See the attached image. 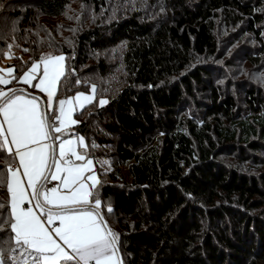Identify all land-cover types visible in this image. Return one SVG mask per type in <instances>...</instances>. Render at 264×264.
Here are the masks:
<instances>
[{"label": "trees", "instance_id": "16d2710c", "mask_svg": "<svg viewBox=\"0 0 264 264\" xmlns=\"http://www.w3.org/2000/svg\"><path fill=\"white\" fill-rule=\"evenodd\" d=\"M241 42L249 77L217 84ZM8 45L17 69L66 57L56 100L96 85L69 135L123 264H264V0H0V61Z\"/></svg>", "mask_w": 264, "mask_h": 264}, {"label": "snow or ice", "instance_id": "6c2138e0", "mask_svg": "<svg viewBox=\"0 0 264 264\" xmlns=\"http://www.w3.org/2000/svg\"><path fill=\"white\" fill-rule=\"evenodd\" d=\"M8 48L5 58L11 59ZM65 60L48 53L28 66L22 61L19 69H0L8 77L0 75V85L16 81L46 95L45 101L24 88H0V152L12 158L0 171V189L9 197L0 198V264H122L119 235L108 226L95 191L100 181L89 145L83 136L62 138L79 123L74 113L97 91L93 84L91 94L57 101ZM52 181L57 183L49 187Z\"/></svg>", "mask_w": 264, "mask_h": 264}, {"label": "rangeland", "instance_id": "374dc122", "mask_svg": "<svg viewBox=\"0 0 264 264\" xmlns=\"http://www.w3.org/2000/svg\"><path fill=\"white\" fill-rule=\"evenodd\" d=\"M246 42V41H244ZM227 43H224L223 46H226ZM248 45V44H246ZM246 50L245 48H242V42L241 43H237V47L228 54V56L226 57V59H223L222 60V65H219L221 67H223V69H221V76L224 78L223 79H220V81H218L219 79L217 78L218 75H213L212 77L214 78V81L217 80V84H226L228 81H231V80H244L245 78L249 77V73H247L246 70H248L250 67L248 65V63H246L244 61V58L246 56ZM234 56H236V58H234ZM239 56V57H238ZM234 58V59H233ZM8 62L10 61L9 58L6 59ZM230 62V66H226L227 63L225 62ZM220 67V68H221ZM219 74V73H218ZM219 74V76H220ZM247 77H246V76ZM234 76V78H233ZM253 76H256V73H253ZM248 80V79H247ZM246 81V80H245ZM85 94H91V92L89 93H85ZM96 93H95V96H94V99L91 103L95 102L96 100ZM101 99H99L100 101ZM103 100H106L107 103L104 104V105H100L99 103V106H106L108 104V100L107 99H103ZM90 104V103H89ZM239 162L235 163L236 166H239ZM240 167L242 169L243 172H249V173H254L255 174H258L259 173V170L257 169L256 165L254 164H244L243 166L240 164ZM264 169V168H263Z\"/></svg>", "mask_w": 264, "mask_h": 264}, {"label": "crops", "instance_id": "0c3cea01", "mask_svg": "<svg viewBox=\"0 0 264 264\" xmlns=\"http://www.w3.org/2000/svg\"><path fill=\"white\" fill-rule=\"evenodd\" d=\"M7 58H4L3 60H1L0 61V69H8V68H10V64H11V61H12V58L10 59V61L8 62L7 60H6ZM65 64H66V60H65ZM0 75H4L5 76V78H8L7 77V75H6V72L5 73H0ZM38 81H33V85H35V83H37ZM0 86H3L5 89L4 90H7L8 88H6L7 86H5V85H0ZM20 88H24V89H26L27 90V92H29L30 94H32V95H37V96H40L43 100H45L46 101V95L44 94V93H40L39 92V90L38 89H36L35 87H30V86H28V85H25V84H22V86L20 87ZM75 96V95H74ZM73 97V96H72ZM58 101V100H57ZM87 105H89V103H86L85 104V106L82 108V109H77V111L74 113V119H76V114L77 113H79L80 111H82ZM54 107H55V105H54ZM77 120V119H76ZM77 125V124H76ZM76 125H74V126H70L69 127V130H68V135H65V136H63L62 138L63 139H74L76 136H82V135H80V134H75V135H69V133L70 132H72V130L74 129V127L76 126ZM84 137V136H83ZM85 138V137H84ZM85 142L87 143V141H86V138H85ZM57 143H59V141H57ZM80 151H83V149H80ZM88 156H89V158L90 159H92L91 157H90V155H89V153H88ZM94 161V160H93ZM94 170H95V173H96V175H97V177H98V179H99V181H100V177H99V174H98V172H97V169H96V165H95V163H94ZM56 181H52L50 184H49V187H52V186H55L56 185ZM100 184V183H99ZM99 184L96 186V189L98 188V186H99ZM95 189V190H96ZM25 207H27V205H25ZM56 225H52V226H50V227H55Z\"/></svg>", "mask_w": 264, "mask_h": 264}, {"label": "water", "instance_id": "95a60500", "mask_svg": "<svg viewBox=\"0 0 264 264\" xmlns=\"http://www.w3.org/2000/svg\"><path fill=\"white\" fill-rule=\"evenodd\" d=\"M119 255L121 256V253L119 252ZM122 257V256H121ZM122 264H123V260H122Z\"/></svg>", "mask_w": 264, "mask_h": 264}, {"label": "built area", "instance_id": "2783aa9c", "mask_svg": "<svg viewBox=\"0 0 264 264\" xmlns=\"http://www.w3.org/2000/svg\"><path fill=\"white\" fill-rule=\"evenodd\" d=\"M0 88H3V89H4V87H3V86H0Z\"/></svg>", "mask_w": 264, "mask_h": 264}]
</instances>
